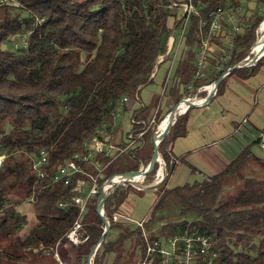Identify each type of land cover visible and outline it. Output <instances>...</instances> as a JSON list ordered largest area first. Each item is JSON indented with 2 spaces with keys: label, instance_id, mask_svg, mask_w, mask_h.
Returning a JSON list of instances; mask_svg holds the SVG:
<instances>
[{
  "label": "trees",
  "instance_id": "obj_1",
  "mask_svg": "<svg viewBox=\"0 0 264 264\" xmlns=\"http://www.w3.org/2000/svg\"><path fill=\"white\" fill-rule=\"evenodd\" d=\"M173 1L182 0H12L0 5V153L7 154L0 166V264H47L33 260L43 255L42 247L56 241L59 258L65 264H87V256L104 227L96 210L98 194L87 199L80 217L87 240L72 244L64 235L79 216L73 188L77 178H89L76 173L62 187L59 182H51L52 175L74 152L81 151L83 144L97 137L101 126L111 135L114 113L129 110L135 93L150 81L158 59L168 50L172 28H180L183 21L171 13ZM192 2L197 14L189 16L181 59L166 90L176 103L182 95L192 96L199 86L217 80L223 70L216 69L211 59L209 74L195 78L200 18L206 20L203 30L207 31L209 11L219 6L241 7V0ZM11 8L17 12L11 14ZM250 15L243 32L232 38L230 58L222 67L245 56L253 42L255 29L264 16L256 10ZM11 40L15 42L10 48L3 47ZM211 41L219 40L212 36ZM83 53L90 56L83 58ZM219 55L216 50L214 57ZM262 60L230 73L247 78ZM225 82L226 76L217 84L215 95L222 93ZM180 85L185 87L182 93ZM123 97L127 100L123 101ZM192 107L177 115L157 145L167 175L142 227L145 229L155 212L173 199L179 204L181 218L162 223L157 231L169 235L189 229L211 235L218 254L215 264H264V153L257 155L251 149L260 142L264 128L216 173L167 187L176 164L171 144L187 133ZM6 124L9 127L4 130ZM153 134L148 129L141 143L111 160L98 185L113 173L137 170L140 163H147L153 150ZM40 149L46 150L48 164L42 166L44 175L38 178L30 158ZM95 158L103 163L109 160L102 154ZM84 169L96 173L91 165H84ZM154 170L155 166L148 176ZM128 189L114 191L105 199L106 212H118ZM11 192L31 197L35 222L25 230L26 216L12 205ZM121 217L115 214V223L125 227ZM111 218L108 231L115 227ZM108 231L92 264H106L109 252L115 255L111 264H121L123 242L134 233L140 235V248L143 246L140 227L130 234L121 230L113 240L105 238Z\"/></svg>",
  "mask_w": 264,
  "mask_h": 264
},
{
  "label": "built area",
  "instance_id": "obj_2",
  "mask_svg": "<svg viewBox=\"0 0 264 264\" xmlns=\"http://www.w3.org/2000/svg\"><path fill=\"white\" fill-rule=\"evenodd\" d=\"M12 2V0H0V5L4 3ZM173 6H180L182 8V14L178 20L182 19V24L180 26L181 35L184 39L185 31L188 25L185 26L184 22L187 20L189 22V16L191 13L197 14V8L193 4L192 0H182V1H173ZM240 7L234 8H224L216 7L214 10L209 11V16L211 17V22L209 24L208 30L204 31L203 27L206 24L204 18L199 20V43L197 47V53L194 60L195 67V78H202L209 74V61L214 59V66L216 69H223L221 79L227 76L230 71L234 68H243L251 67L257 64V62L264 56V33L261 29L260 23L258 29L255 31V39L248 49L245 56H243L237 62L222 67L227 60L230 58L231 48H232V38L237 34H241L245 27L247 26V18L244 17L241 13ZM241 16V18H240ZM225 33V34H224ZM217 37L218 43L212 42L211 37ZM173 39V35L169 36ZM221 41V42H220ZM214 46L219 50V57H214L212 49ZM161 58V57H160ZM160 58L158 60H160ZM152 75V72L150 76ZM214 81L210 84H205L199 86L195 91L192 97L186 96L183 97L198 106L205 105L204 102L206 96L213 91ZM190 88V87H188ZM205 91L206 94L201 97H197V94ZM135 93V98H136ZM127 100L126 97H123V101ZM183 101H179L177 112L183 113L187 104L183 102L184 106L182 107ZM204 103V104H203ZM118 111L114 113V116L118 115ZM129 128L123 134L121 140H114L107 134L104 130V126L99 128L97 137L95 139L88 140L83 144V149L81 151L74 152L70 158L66 161L65 170L60 175H52L51 182H59L62 187L66 186L71 179V176L76 173H81L88 176L89 180H85L80 177L77 178L74 190L77 192L73 197L74 203L79 205V216L77 222L72 226V231L65 233V238L72 244H79L87 240L88 234L85 232L83 225L80 221V217L85 210V204L89 197L98 194L96 202V210L98 213L106 216V210L104 208V203L102 210L98 209V197L100 192L104 194L111 190L114 186L118 185L115 191L121 190L127 185H131L135 189L144 190L148 188H154L159 190L160 186L163 185L165 176L167 175L166 163L163 159L161 153L157 157L155 163V170L151 176L148 174L141 175H125L127 172L122 173H113L106 177L104 181L98 185V179L103 177L104 167L119 154L126 152L128 149L134 148L136 145L141 143L144 133L148 129H152L154 134L153 138L157 136L158 131L160 130V123H157V114L154 111L151 116L147 119L135 118L133 114L128 117ZM246 122V119L243 118L240 124ZM138 126L137 128H134ZM261 147L264 146V135H261L260 139ZM102 154L105 157H108L109 160L106 163L100 161L97 157ZM2 157H5L3 153H0V166H2ZM46 160V150L40 149L35 155H32L30 158V165L36 166L38 168V178L39 171L41 170V162ZM149 162V161H148ZM148 162L145 163L148 165ZM84 165H91L96 173H90L84 169ZM143 163H140L138 169L142 168ZM147 168V167H146ZM61 205V203H59ZM113 205L110 207L112 208ZM116 213H111V219L114 221V215ZM116 224V223H115ZM123 228V226L119 225ZM142 229V242L143 246L140 248V254L135 264H215L217 260V252L214 248V243L212 236L206 233H201L196 230H176L172 234L165 235L161 231L154 232L153 236L150 237L149 234L143 229L141 224L139 226ZM135 228V229H136ZM126 232L128 230H125ZM58 243L56 241L54 244L48 247H42L41 251L45 254H53L57 260V264H65L60 260L58 255ZM101 244L100 240L97 241L94 246L96 251L99 245ZM94 251V253H95ZM93 254L87 256V264H92ZM231 264H237L232 262Z\"/></svg>",
  "mask_w": 264,
  "mask_h": 264
},
{
  "label": "crops",
  "instance_id": "obj_3",
  "mask_svg": "<svg viewBox=\"0 0 264 264\" xmlns=\"http://www.w3.org/2000/svg\"><path fill=\"white\" fill-rule=\"evenodd\" d=\"M261 6L260 0H241L240 8L243 13L245 11L252 13L253 10L260 13ZM216 50L214 46L213 56ZM180 59L181 52H174L172 46L168 57L158 60L159 62L153 68L150 81L139 88L130 109L117 110L119 113L113 119V126L117 128V132L113 131L112 126L113 133L110 135L112 139H122L123 134L129 128L128 117L131 114L142 119L149 118L154 111H156L157 118L167 116L176 102L166 90ZM208 71L210 72V68ZM184 88L180 85L179 92L182 93ZM196 96L201 97V92ZM243 118L246 122L240 124ZM186 127L187 133L177 137L171 144L170 153L176 159V164L166 181L167 187L192 183L201 180L204 175L216 173L243 145L261 135L264 128V60L247 78H242L235 72L229 73L226 76L222 93L214 94L205 105L191 108ZM136 190L127 191L116 214H120L121 211V214L133 219L136 226L140 224L142 226V221L148 218L149 211L158 198V190L154 188ZM137 199L141 200L140 204H146L145 213L139 219L132 216L131 209L127 208V204ZM109 231L111 235L105 238L113 240L121 230L117 232L110 229ZM131 232L133 230L127 231V234ZM134 254L136 258L130 260L129 264L136 263L140 249L135 250ZM110 255L114 253H106L105 263H108L106 259H110Z\"/></svg>",
  "mask_w": 264,
  "mask_h": 264
},
{
  "label": "rangeland",
  "instance_id": "obj_4",
  "mask_svg": "<svg viewBox=\"0 0 264 264\" xmlns=\"http://www.w3.org/2000/svg\"><path fill=\"white\" fill-rule=\"evenodd\" d=\"M260 2H261V5H262L261 6V12H260V14H262L264 16V0H260ZM241 11H243V10H241ZM10 12H11V14H14L15 12H17V9L14 10V9L11 8L10 9ZM246 12L247 11H245V13L241 12L244 17L248 18L249 16H251L250 15V13H251L250 11H249V13L248 12L246 13ZM171 13L172 14H175L179 18L181 16V14H182V8L180 6H173V7H171ZM22 14L23 15H27L26 12H22ZM248 19L246 21L247 24H248ZM172 20L173 19L171 18L170 19V23L172 22ZM263 20H264V17H263L262 21ZM260 23L258 24V26L256 27V29H258ZM184 24H185V26L188 25V21L186 20L184 22ZM256 29H255V31H256ZM254 39H255V37H254ZM168 40H169L168 41V45H171V43H172V46L174 48V52L179 53V51H180L181 52V55H182V50H183L182 48H184L185 45L183 43V38H182V35H181V29L180 28H174L173 29V39H171L169 37ZM14 42H15L14 40L13 41L11 40L10 42H6V43H4L3 47H9L10 48L11 45H12V43H14ZM252 43H251V45H252ZM89 56H90V54H86V53H83V55H82L83 58H86V57H89ZM262 58L260 60H262ZM251 67H253V66H251ZM243 68H250V67H243ZM184 97H186V96H184ZM189 97H192V96H189ZM162 119L163 118H159L158 117L157 118V123H160ZM8 127H9V124H6L4 126V130H7ZM113 131L117 132V128L114 127L113 128ZM151 140H152V137H151ZM251 149L257 155H263V153H264L263 147H261L260 143H254L252 145ZM2 153L4 154L5 157L7 156V154L5 152H2ZM127 187H129V189L136 190L131 185H127L124 188H121V190H124ZM136 191H138V190H136ZM9 196H10L12 205L15 208H17L18 210H20L21 212H23L25 214V216H26V224H25L23 230L31 227L34 224V222H35V216H34V213H33V210H32V206L30 204L31 197L30 198H24L22 196V194L19 193V192H11L9 194ZM172 200L173 199H169V201H168L169 204H164L160 209H158L155 212V214L153 216V219L145 226V229L144 230L148 234L154 233L157 230H159V228H160V226H161L162 223H166V222H169V221H175V220H178V219L181 218V216L179 215V204L173 202ZM140 202H141V200L139 201L137 199L136 201L135 200L134 201L132 200V202L130 204H127V208L128 209H131V212L133 213L132 216L137 217L138 219L141 217V215H143L145 213L144 212L145 211V207L144 206L146 205V204H140ZM120 208H121V206H120ZM106 213H107L106 214V217L108 218V220H110L109 219V216H111V213L112 212H106ZM114 213H116V212H114ZM119 213L122 216L121 217L122 218L121 220L124 223L125 227H127L129 231L135 230L134 229L135 228L134 226H136V222L133 219H130L127 216L121 214L122 213L121 211ZM186 219L191 220L192 218H191V216H187ZM113 223H114V221H113ZM125 227L122 228L118 224H115V227H113L111 229L119 232V230H122V231L124 230L125 231L126 230ZM109 232L111 233V231H109ZM110 233H107L108 234L107 236L111 235ZM123 247L125 248V251H124V253L122 255L121 264H129V261L130 260H135V258H136V255L135 254L133 255L134 251L140 249V235L137 234V233H134V234H132L130 236H127V238L123 242ZM114 256L115 255H110V259H108V258L106 259V261H108V263H106V264H111ZM55 260L56 259L53 256V254H51V253L50 254L43 253V255H40V256L36 257L33 260V262H41V263L43 262V263H47V264H54L55 263ZM1 261H3V257L2 256H0V262Z\"/></svg>",
  "mask_w": 264,
  "mask_h": 264
},
{
  "label": "water",
  "instance_id": "obj_5",
  "mask_svg": "<svg viewBox=\"0 0 264 264\" xmlns=\"http://www.w3.org/2000/svg\"><path fill=\"white\" fill-rule=\"evenodd\" d=\"M263 22H264V20H263ZM173 29H174V28H172V30H171V35H173ZM171 47H172V43H171V45L169 46L167 52L161 56L160 60H162L163 58H165V57L168 55V53H169ZM160 60H159V61H160ZM159 61H158V62H159ZM220 80H221V78L219 77L217 80L214 81L213 91L210 92V93L206 96V98H205V100H204L205 103H206V102H209V100L211 99V97L215 94L217 84L219 83ZM180 100L187 104V108H188L189 106H198L197 104H195V103H193V102H191V101H189V100H187V99H185V98H181ZM180 100H179V101H180ZM178 104H179V102H177V103L173 106V108L170 110V112L167 114V123H166V125L164 126V128L162 129V131H160V132L157 134V136H155V137L153 138V150H152V155H151V158H150V160H149V162H148V165H146L145 163H143L142 168L137 169V170L126 171L127 174H125V175L130 176V175H141V174H146V173L150 172V171L153 169V167H154V165H155V163H156L157 157H158V155H159V151H158V149H157V145H158L159 141H160V140L162 139V137L168 132V129H169L170 125L175 121L177 115L181 114V113H178V112H177ZM203 104H204V103H203ZM187 108H186V109H187ZM146 167H147V168H146ZM117 186H118V185L114 186L111 190H109V191H108L107 193H105V194H104L103 192H100L99 197H98V198H99V199H98V200H99V201H98L99 203H98V205H97L99 211L102 210L103 203H104L105 199H106L109 195H111V194L116 190ZM99 215L102 217V219H103V223H104L103 232H102L101 237L99 238L100 242H102L103 239H104V236H105L106 232H107L108 229H109V220H108V218H107L106 216H104V215H102V214H100V213H99ZM114 224H115V223H114ZM94 249H95V248H93V249L91 250L90 254H93V253H94V251H95Z\"/></svg>",
  "mask_w": 264,
  "mask_h": 264
},
{
  "label": "bare ground",
  "instance_id": "obj_6",
  "mask_svg": "<svg viewBox=\"0 0 264 264\" xmlns=\"http://www.w3.org/2000/svg\"><path fill=\"white\" fill-rule=\"evenodd\" d=\"M261 29H262V32L264 33V22H262V24H261ZM181 104H182V107H183V106H184L183 102H182ZM166 123H167V116L164 117V118L161 120V123H160V130L158 131V133H159L160 131H162V129L164 128V126L166 125ZM98 132H99V129H97V133H98ZM95 138H96V137H95ZM95 138H93V139H95ZM70 157H71V156H70ZM70 157H68V158H70ZM68 158H67V159H68ZM67 159L65 160L64 164L61 165V166L59 167V169L54 173V175H60V174H62V172L65 170ZM2 162H3V161H2ZM47 164H48V158H47V154H46V160L43 161V162H41V170L39 171V176H43V175H44V170L42 169V166H43V165H47ZM32 168L35 169V170L37 171V174H38V168H36V166H32ZM75 222H77V219L74 221V223H75ZM74 223H73V224H74ZM70 231H72V228H71L68 232H70Z\"/></svg>",
  "mask_w": 264,
  "mask_h": 264
}]
</instances>
